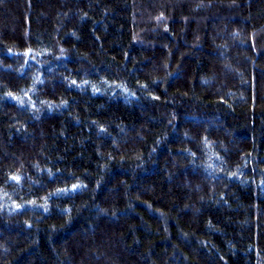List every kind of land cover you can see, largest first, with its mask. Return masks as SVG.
<instances>
[{
    "label": "trees",
    "instance_id": "1",
    "mask_svg": "<svg viewBox=\"0 0 264 264\" xmlns=\"http://www.w3.org/2000/svg\"><path fill=\"white\" fill-rule=\"evenodd\" d=\"M0 264H264V0H0Z\"/></svg>",
    "mask_w": 264,
    "mask_h": 264
}]
</instances>
